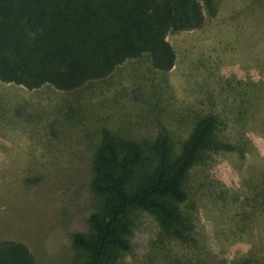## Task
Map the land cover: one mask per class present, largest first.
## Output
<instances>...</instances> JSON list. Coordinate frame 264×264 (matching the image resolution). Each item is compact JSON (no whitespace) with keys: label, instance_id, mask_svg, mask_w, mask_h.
<instances>
[{"label":"rangeland","instance_id":"1","mask_svg":"<svg viewBox=\"0 0 264 264\" xmlns=\"http://www.w3.org/2000/svg\"><path fill=\"white\" fill-rule=\"evenodd\" d=\"M194 29L169 31L171 69L147 55L71 90L0 82V241L32 247L38 264H72L69 233L97 207L91 157L103 132L139 150L130 188L147 182L156 141L176 158L201 117L213 140L184 181L179 239L146 212L133 218L130 249L114 264H264V0H213Z\"/></svg>","mask_w":264,"mask_h":264},{"label":"trees","instance_id":"2","mask_svg":"<svg viewBox=\"0 0 264 264\" xmlns=\"http://www.w3.org/2000/svg\"><path fill=\"white\" fill-rule=\"evenodd\" d=\"M215 13L213 0H0V82L71 90L143 54L152 69L165 72L175 61L167 33L197 28ZM215 125L213 116L198 119L174 159L166 135L159 136L152 176L135 188L130 181L139 150L120 149L103 132L89 180L97 207L88 213L84 232L69 233L72 264H114L130 249L132 217L138 211L186 239L188 222L178 204L187 198L184 181L190 167L204 150L232 148L213 140ZM0 264H34V259L23 243L2 240Z\"/></svg>","mask_w":264,"mask_h":264},{"label":"crops","instance_id":"3","mask_svg":"<svg viewBox=\"0 0 264 264\" xmlns=\"http://www.w3.org/2000/svg\"><path fill=\"white\" fill-rule=\"evenodd\" d=\"M5 240H7V239H5ZM17 242H21V241H17ZM22 243V242H21ZM27 249L29 250V252L31 253V255L33 256V259H34V264H38V259L35 257V254H34V250H33V248L32 247H27Z\"/></svg>","mask_w":264,"mask_h":264}]
</instances>
